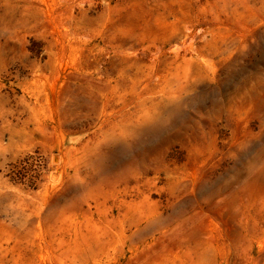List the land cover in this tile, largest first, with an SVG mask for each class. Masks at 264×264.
Listing matches in <instances>:
<instances>
[{"label":"rangeland","instance_id":"1","mask_svg":"<svg viewBox=\"0 0 264 264\" xmlns=\"http://www.w3.org/2000/svg\"><path fill=\"white\" fill-rule=\"evenodd\" d=\"M0 264H264V0H0Z\"/></svg>","mask_w":264,"mask_h":264},{"label":"bare ground","instance_id":"2","mask_svg":"<svg viewBox=\"0 0 264 264\" xmlns=\"http://www.w3.org/2000/svg\"><path fill=\"white\" fill-rule=\"evenodd\" d=\"M171 38L176 42V44L173 47L174 50H177L179 49L180 46H185L186 44L191 43L192 41L191 31L186 26L184 27V30H180V29L174 30L171 34ZM247 39H248L247 33H238L235 39L231 42V45L228 47V49L231 50V52H233L234 54H238L242 50L243 44L247 41ZM45 79L46 78L43 75L34 74L32 76L33 83L45 81ZM50 91L51 93H53L54 91L53 86L50 87ZM60 180H61V174L58 173L54 176L53 182L58 183ZM54 188L55 187L52 186L51 191Z\"/></svg>","mask_w":264,"mask_h":264}]
</instances>
